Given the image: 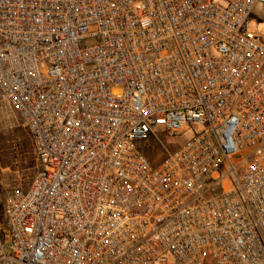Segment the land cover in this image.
Here are the masks:
<instances>
[{
  "label": "built area",
  "instance_id": "2783aa9c",
  "mask_svg": "<svg viewBox=\"0 0 264 264\" xmlns=\"http://www.w3.org/2000/svg\"><path fill=\"white\" fill-rule=\"evenodd\" d=\"M257 2L0 0V96L39 161L0 183V264H264Z\"/></svg>",
  "mask_w": 264,
  "mask_h": 264
},
{
  "label": "rangeland",
  "instance_id": "374dc122",
  "mask_svg": "<svg viewBox=\"0 0 264 264\" xmlns=\"http://www.w3.org/2000/svg\"><path fill=\"white\" fill-rule=\"evenodd\" d=\"M249 25L253 32L264 39V7L261 3H255L249 17ZM189 137L190 134L186 133L172 142L166 137H162V143L154 140L150 144L147 156L153 165H157L165 156V148L176 149ZM38 170L39 165L28 128L20 114L0 96V183L3 192L14 187H29ZM0 230L4 235L5 246H9V229L1 210Z\"/></svg>",
  "mask_w": 264,
  "mask_h": 264
},
{
  "label": "trees",
  "instance_id": "16d2710c",
  "mask_svg": "<svg viewBox=\"0 0 264 264\" xmlns=\"http://www.w3.org/2000/svg\"><path fill=\"white\" fill-rule=\"evenodd\" d=\"M32 146H33V150H34V153H35V149H34V145H33V142H32ZM24 152H25V150H24ZM36 154V153H35ZM36 158H37V156H36ZM37 162H38V165H39V161H38V158H37Z\"/></svg>",
  "mask_w": 264,
  "mask_h": 264
}]
</instances>
